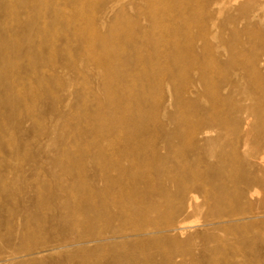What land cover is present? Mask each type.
<instances>
[{
    "label": "rangeland",
    "instance_id": "rangeland-1",
    "mask_svg": "<svg viewBox=\"0 0 264 264\" xmlns=\"http://www.w3.org/2000/svg\"><path fill=\"white\" fill-rule=\"evenodd\" d=\"M0 264H264V0H0Z\"/></svg>",
    "mask_w": 264,
    "mask_h": 264
},
{
    "label": "bare ground",
    "instance_id": "bare-ground-1",
    "mask_svg": "<svg viewBox=\"0 0 264 264\" xmlns=\"http://www.w3.org/2000/svg\"><path fill=\"white\" fill-rule=\"evenodd\" d=\"M97 239H100V237L98 236V238Z\"/></svg>",
    "mask_w": 264,
    "mask_h": 264
}]
</instances>
